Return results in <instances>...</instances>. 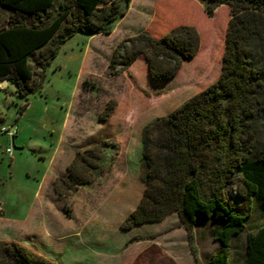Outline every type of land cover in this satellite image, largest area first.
Instances as JSON below:
<instances>
[{
	"label": "trees",
	"instance_id": "1",
	"mask_svg": "<svg viewBox=\"0 0 264 264\" xmlns=\"http://www.w3.org/2000/svg\"><path fill=\"white\" fill-rule=\"evenodd\" d=\"M131 1L0 0V8L10 12L0 25V82L12 85L22 99L39 93L44 71L61 47L75 35H110ZM197 1L208 18L223 5L230 11L219 77L142 129L143 192L119 228L128 231L176 214L190 235L196 221L210 220L212 239L220 247L204 264H229V244L244 230L253 206L264 213V145L255 137L256 123L264 121V0ZM212 23L203 25L218 36L221 24ZM198 48L192 26L175 27L160 37L141 31L116 46L107 68L116 76L143 56L150 80L167 82ZM115 108L109 102L99 120L107 121ZM111 141L75 152L67 175L55 184L71 191L94 182L95 171L101 177L103 152L116 147ZM142 239L132 237L125 245ZM149 252L132 264H174L161 254L150 259ZM0 264L53 263L16 243L0 242ZM241 264H264V225L247 234Z\"/></svg>",
	"mask_w": 264,
	"mask_h": 264
},
{
	"label": "rangeland",
	"instance_id": "2",
	"mask_svg": "<svg viewBox=\"0 0 264 264\" xmlns=\"http://www.w3.org/2000/svg\"><path fill=\"white\" fill-rule=\"evenodd\" d=\"M229 13V8L223 5L215 10L213 18H208L197 0H132L110 35H101L94 40L75 35L65 43L45 69L39 93L22 99L15 94L12 85L0 87V130L13 127L17 133L14 139L0 133V214L3 209L4 218L23 219L39 178L49 167L53 145L60 144L64 123L68 120L72 122L69 123L71 144L64 139L62 147L82 152L101 140H112L116 147H108L103 152V175L109 174L116 160L119 161L117 169L133 175L140 165L142 129L219 77ZM212 19L221 24L218 36L210 35L203 25V22L213 24ZM182 25L196 30L199 48L190 61L182 64L173 79L167 82L150 80L143 56H139L125 72L109 75L108 62L121 41L141 31L160 37ZM109 102H114L116 108L107 121H101L99 114ZM255 129L256 141L264 145V121L256 123ZM7 149L12 150V158L6 154ZM92 174L97 182V171ZM239 177L237 174L235 187L239 186ZM137 181L139 199L142 189L139 174ZM54 188L69 195L83 193L77 188L67 191L59 184H54ZM91 198H94L92 194ZM70 202L71 198L55 199L60 209H69ZM130 202L133 204L134 199L103 208L106 211L105 228L91 226L83 233L84 241L91 242L94 253L105 255L110 251V248L95 246L96 242L103 246L122 243L124 250L126 241L141 237L142 240L131 243L121 255L113 257L114 264H132L149 250L148 257L154 260L161 254L174 264H197L196 254L199 264L205 263L206 256L216 246L211 239L215 225L210 220L196 221L190 235L179 228L175 216L164 223H149L134 227L130 232L122 231L119 226L128 215ZM262 225L264 213L254 206L244 230L229 244V264L241 263L247 234ZM126 254L130 255L128 263L124 261ZM84 257L92 262V256L87 252ZM146 261L147 258L142 259V263ZM76 264L83 262L80 260Z\"/></svg>",
	"mask_w": 264,
	"mask_h": 264
},
{
	"label": "crops",
	"instance_id": "3",
	"mask_svg": "<svg viewBox=\"0 0 264 264\" xmlns=\"http://www.w3.org/2000/svg\"><path fill=\"white\" fill-rule=\"evenodd\" d=\"M9 15L10 12L8 10L0 8V25L8 21ZM112 31L114 32V29ZM100 36L95 35L89 38L94 40ZM88 53L89 51L87 50ZM7 86L8 84L6 82L5 85L0 83V87L7 88ZM69 123L71 125L72 122L68 120L66 124L64 123L65 128L63 130V136L60 139V144L53 145L54 149L49 167L40 176L39 184L23 219L20 221L4 218L2 209L0 214V242L16 243L53 264H76L80 260L83 264H114L112 258L121 255L129 248L130 244L128 246L125 245L127 241L124 243V250H122V243L119 245L110 243L109 245L104 244L103 246L100 242H96L95 246L99 248H110L109 255L96 254L91 250V242L84 241L82 235L91 226L105 228L106 224L104 219L106 217L104 213L106 211L104 209L110 205H121L126 199L128 201L134 199L133 204L130 202L131 205L126 214H130L135 209L141 198L140 196L138 199L136 194L140 165L133 175L127 170L123 174L120 169H117L119 161L116 160L113 162L109 174L98 177L97 182L94 181L78 187L77 190H83L81 195L78 192L69 195L65 191L59 192L55 190L54 184L58 179L64 178L67 175V167L71 164L75 156L73 149L70 151L62 147L64 139H67L68 143L71 144L69 142L71 135L69 133ZM98 182L101 183L96 184ZM94 184H96L95 187H93ZM141 187L140 194L142 195L143 185ZM91 194L94 198H91ZM97 196L99 197L95 199ZM57 197L71 198L70 208L60 209L59 205L55 203ZM67 206L69 207V205ZM173 216L176 217L178 225H180L176 214L169 215L159 223H164ZM179 228L187 232L183 226L180 225ZM131 230L128 231L130 232ZM212 241L214 240L212 239ZM214 244L216 245L215 248L206 258L215 249L220 247L215 241ZM86 252L92 256V262L89 261L90 259H85L84 255ZM64 255H67L68 258H63ZM195 255L194 259L199 264ZM124 261L128 263L130 261V255L126 254ZM240 262H242V258Z\"/></svg>",
	"mask_w": 264,
	"mask_h": 264
},
{
	"label": "built area",
	"instance_id": "4",
	"mask_svg": "<svg viewBox=\"0 0 264 264\" xmlns=\"http://www.w3.org/2000/svg\"><path fill=\"white\" fill-rule=\"evenodd\" d=\"M0 133L2 134H8L10 137H15L16 136V130L13 129V127H4L1 128ZM6 154L11 157L12 156V150L11 149H7Z\"/></svg>",
	"mask_w": 264,
	"mask_h": 264
},
{
	"label": "water",
	"instance_id": "5",
	"mask_svg": "<svg viewBox=\"0 0 264 264\" xmlns=\"http://www.w3.org/2000/svg\"><path fill=\"white\" fill-rule=\"evenodd\" d=\"M0 83H1L2 85H5V82H4V81H1Z\"/></svg>",
	"mask_w": 264,
	"mask_h": 264
}]
</instances>
